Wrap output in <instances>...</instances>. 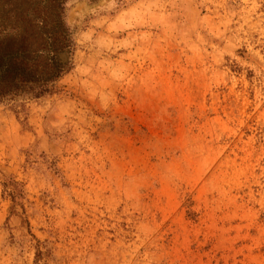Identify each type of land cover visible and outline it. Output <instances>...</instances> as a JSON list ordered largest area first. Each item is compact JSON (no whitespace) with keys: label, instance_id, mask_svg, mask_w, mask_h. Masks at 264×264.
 Wrapping results in <instances>:
<instances>
[{"label":"rangeland","instance_id":"1","mask_svg":"<svg viewBox=\"0 0 264 264\" xmlns=\"http://www.w3.org/2000/svg\"><path fill=\"white\" fill-rule=\"evenodd\" d=\"M63 20L52 93L0 99V264H264V0Z\"/></svg>","mask_w":264,"mask_h":264},{"label":"trees","instance_id":"2","mask_svg":"<svg viewBox=\"0 0 264 264\" xmlns=\"http://www.w3.org/2000/svg\"><path fill=\"white\" fill-rule=\"evenodd\" d=\"M65 0H0V99H39L67 74L59 55L70 49ZM17 186V184L15 183ZM12 195L13 203L23 197Z\"/></svg>","mask_w":264,"mask_h":264}]
</instances>
